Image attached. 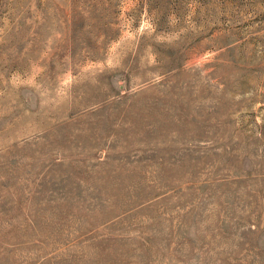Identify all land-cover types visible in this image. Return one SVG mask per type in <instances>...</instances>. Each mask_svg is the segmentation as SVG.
Segmentation results:
<instances>
[{"label":"rangeland","instance_id":"obj_1","mask_svg":"<svg viewBox=\"0 0 264 264\" xmlns=\"http://www.w3.org/2000/svg\"><path fill=\"white\" fill-rule=\"evenodd\" d=\"M0 264H264V0H0Z\"/></svg>","mask_w":264,"mask_h":264}]
</instances>
